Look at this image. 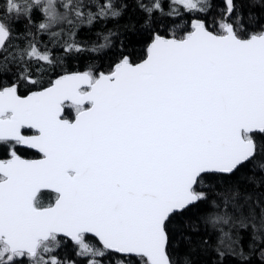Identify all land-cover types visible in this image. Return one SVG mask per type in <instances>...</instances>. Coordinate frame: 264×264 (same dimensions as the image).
Segmentation results:
<instances>
[{
	"label": "snow or ice",
	"instance_id": "1",
	"mask_svg": "<svg viewBox=\"0 0 264 264\" xmlns=\"http://www.w3.org/2000/svg\"><path fill=\"white\" fill-rule=\"evenodd\" d=\"M0 264H264V0H0Z\"/></svg>",
	"mask_w": 264,
	"mask_h": 264
},
{
	"label": "trees",
	"instance_id": "2",
	"mask_svg": "<svg viewBox=\"0 0 264 264\" xmlns=\"http://www.w3.org/2000/svg\"><path fill=\"white\" fill-rule=\"evenodd\" d=\"M107 27L108 28H114V27H116V25H114L113 23H109ZM79 35H80V38L87 37V38L93 39V40L99 39L98 37L95 36L94 32L89 33L87 30H82ZM96 62L100 63L99 61H96ZM108 62L109 61H107V60L104 61L105 66L107 65ZM84 63H87V57L83 58L82 61L73 62L72 66H73V68L79 66L82 69ZM86 241L90 242V243H95L94 239H92L91 237H89Z\"/></svg>",
	"mask_w": 264,
	"mask_h": 264
},
{
	"label": "flooded vegetation",
	"instance_id": "3",
	"mask_svg": "<svg viewBox=\"0 0 264 264\" xmlns=\"http://www.w3.org/2000/svg\"><path fill=\"white\" fill-rule=\"evenodd\" d=\"M29 158H34L31 154L29 155ZM45 203H47V200H45ZM87 242V241H86ZM90 243V242H87ZM91 244V243H90Z\"/></svg>",
	"mask_w": 264,
	"mask_h": 264
}]
</instances>
